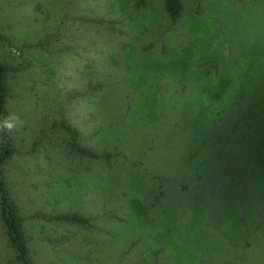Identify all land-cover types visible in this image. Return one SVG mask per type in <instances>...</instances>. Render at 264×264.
I'll list each match as a JSON object with an SVG mask.
<instances>
[{
  "label": "rangeland",
  "instance_id": "374dc122",
  "mask_svg": "<svg viewBox=\"0 0 264 264\" xmlns=\"http://www.w3.org/2000/svg\"><path fill=\"white\" fill-rule=\"evenodd\" d=\"M181 1L171 25L162 0H0L22 49L0 64L24 65L2 178L33 264H264V0ZM62 122L115 157L71 152Z\"/></svg>",
  "mask_w": 264,
  "mask_h": 264
},
{
  "label": "trees",
  "instance_id": "16d2710c",
  "mask_svg": "<svg viewBox=\"0 0 264 264\" xmlns=\"http://www.w3.org/2000/svg\"><path fill=\"white\" fill-rule=\"evenodd\" d=\"M143 3L145 0H139ZM163 10L171 25L179 22L183 13V4L181 0H162ZM199 14V7L196 9ZM0 41L7 47L15 50L18 57H22V49L13 47L9 39L0 32ZM24 69L22 63L16 66H5L0 64V117L3 119L10 116L6 109V99L8 96L7 76ZM55 126V125H54ZM58 128L68 138V146L71 152L76 155L94 161H102L109 163L115 157L113 153L96 152L81 145L78 140L77 131L66 125L65 123L58 124ZM2 144L0 146V222L5 230L7 239L11 247L16 252V260L20 264H33L29 257L27 242L24 232V218L21 215L17 205L12 200L5 181L2 178V167L14 152L12 141L8 132H0ZM48 221L58 223H68L81 227H86L89 224V219L79 214H58L49 216Z\"/></svg>",
  "mask_w": 264,
  "mask_h": 264
},
{
  "label": "clouds",
  "instance_id": "9594fccd",
  "mask_svg": "<svg viewBox=\"0 0 264 264\" xmlns=\"http://www.w3.org/2000/svg\"><path fill=\"white\" fill-rule=\"evenodd\" d=\"M22 124L18 118L13 119L11 116L5 117L2 122H0V132H13L17 129L18 125Z\"/></svg>",
  "mask_w": 264,
  "mask_h": 264
}]
</instances>
